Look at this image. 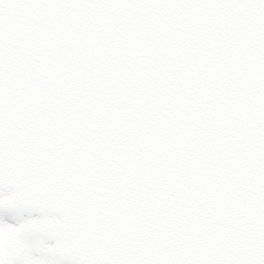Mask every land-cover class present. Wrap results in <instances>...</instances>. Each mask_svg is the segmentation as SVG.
Masks as SVG:
<instances>
[{
  "label": "snow or ice",
  "instance_id": "obj_1",
  "mask_svg": "<svg viewBox=\"0 0 264 264\" xmlns=\"http://www.w3.org/2000/svg\"><path fill=\"white\" fill-rule=\"evenodd\" d=\"M0 264H264V0H0Z\"/></svg>",
  "mask_w": 264,
  "mask_h": 264
},
{
  "label": "rangeland",
  "instance_id": "obj_2",
  "mask_svg": "<svg viewBox=\"0 0 264 264\" xmlns=\"http://www.w3.org/2000/svg\"><path fill=\"white\" fill-rule=\"evenodd\" d=\"M4 213L5 214H3V217H4L5 220H7V221H9L11 223H18L19 222L16 217H14V216H12L10 214H7L6 212H4ZM12 219H14V220L12 221Z\"/></svg>",
  "mask_w": 264,
  "mask_h": 264
},
{
  "label": "flooded vegetation",
  "instance_id": "obj_3",
  "mask_svg": "<svg viewBox=\"0 0 264 264\" xmlns=\"http://www.w3.org/2000/svg\"><path fill=\"white\" fill-rule=\"evenodd\" d=\"M6 212V211H5Z\"/></svg>",
  "mask_w": 264,
  "mask_h": 264
}]
</instances>
